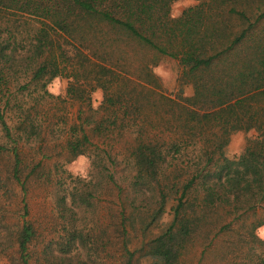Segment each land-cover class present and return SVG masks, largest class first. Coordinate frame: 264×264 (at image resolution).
<instances>
[{
    "label": "trees",
    "instance_id": "obj_1",
    "mask_svg": "<svg viewBox=\"0 0 264 264\" xmlns=\"http://www.w3.org/2000/svg\"><path fill=\"white\" fill-rule=\"evenodd\" d=\"M175 1L0 0V204L10 185L23 197L10 239L0 237V264H105L113 261V239L121 264H181L197 235H204L205 255L236 264L228 256L245 243L239 221L253 238L264 226V219L249 221L251 212H264V0H202L179 17ZM163 58L179 63L191 97L165 92L154 72ZM58 77L71 81L67 98L81 103L72 125L69 114L55 119L41 106L61 99L47 90ZM99 89L104 100L95 109ZM46 131L66 133L62 149L48 152ZM125 131L134 138L127 197L113 171V138ZM241 131L255 137L230 159L225 149ZM28 145L36 156L27 157ZM80 156L92 162V181L72 185L65 167ZM30 182L58 196L53 206L65 219L52 225L59 236L43 238L41 249L36 240L47 229L38 232L30 217ZM106 185L118 190L120 235L109 229L112 207L109 226L86 233L75 222L97 205L92 187ZM170 204L168 228L132 250L133 217L144 215L147 230ZM92 254L95 260L85 258Z\"/></svg>",
    "mask_w": 264,
    "mask_h": 264
},
{
    "label": "rangeland",
    "instance_id": "obj_2",
    "mask_svg": "<svg viewBox=\"0 0 264 264\" xmlns=\"http://www.w3.org/2000/svg\"><path fill=\"white\" fill-rule=\"evenodd\" d=\"M201 1L202 0H177L172 5V14L174 17H179L187 8L199 4ZM30 26L38 27L39 24L37 22L30 21ZM154 72L157 76H159L162 82V87L167 94L172 96L182 95L183 97H191L193 95V87L182 80V68L179 66V63L176 60L171 58H163L160 64L154 68ZM70 82L71 81L65 77L53 79L47 85V90L49 93L55 96L54 98L60 96L61 99L57 100L49 98L44 101V106L42 103L41 106L46 108L49 111V114H52L55 119L63 117V114L67 117V114H69V118L67 117V122L69 125H72L78 120V113L81 103L67 98V90ZM63 100H66V103H64ZM103 100L104 92L99 89L92 95L93 107L97 109ZM57 107L60 109L65 107L67 112H59ZM62 110L64 111V109ZM86 113L89 115L91 114V112ZM87 114H85V116ZM11 115L13 116L14 114L12 113ZM9 124H12L10 120ZM45 133L47 136L45 146L49 149L48 152L52 151L53 148L62 149V142L67 138L66 133L64 135L56 132L53 134L49 133L48 131ZM2 136L3 133H0V137ZM254 137V132L246 133L241 131L234 133L231 136L229 145L225 149V156L230 159L240 156L247 147L248 141L254 139ZM133 139V136L126 131L123 132L122 136L113 138V144H115V142L118 144L116 147L117 150L115 149V152L113 153L114 155L118 154V158L113 165L114 176L119 185H121V187L124 189L123 195L126 197L131 193L130 183L132 177L135 175L132 173V167L128 165V160L126 158L128 155L127 148L129 147L131 141L133 142ZM0 140L2 141L1 138ZM26 149L28 158L34 157L38 154L36 147L33 145L26 146ZM55 154L56 152L54 155ZM56 161H58V159L54 157L48 161L47 164L51 167L55 165ZM91 163V160L87 156H80L74 162L67 165V167H65L67 172L63 175L66 179V182L79 186L82 183L83 185L89 184L90 181H92L91 174L92 170L94 169L91 167ZM4 166V163H0V169H3ZM11 186L12 185H10L11 191L5 196V198H2V203L0 204L1 207L6 208V213L2 214V225L6 228L0 231V237L2 235L7 240L10 239L11 233L15 230V223H17L16 217L20 215V211L23 207V197L20 189L16 186L14 188ZM92 189L95 190V195L98 197L97 205H95L92 209L83 212L75 222L76 226L86 228V233L91 228L100 229L101 226L103 228L109 226V207H112L113 225L112 228L109 229L112 231L113 236L120 235L119 233H116V228L119 226V224L114 221L115 217L118 216L120 212L118 203V190L114 187L112 189L107 185L104 188L101 186H94ZM28 190L29 194L27 203H29L30 206V217L36 222L38 232L40 230V226L47 229L45 235H39V238L36 240L38 248L41 249V240L43 238L48 240L54 238L56 240L59 236L53 235L51 233L52 225L55 227L58 224L62 225L65 222V219L59 215L58 210L53 206V201L58 196L51 194L50 189H47L45 185L30 182L28 183ZM103 200L105 201L103 202ZM109 200H112L113 203H109ZM171 207L172 206L170 204L162 218L147 230H144L146 226L144 215H137L133 217V229H128V239L130 241V247L132 250L141 248L144 242L159 236L164 230L168 228L173 220V212ZM83 209L84 208H82V210ZM258 213L259 214L257 217L254 215V212H251L249 221L255 220V218L264 219V212L262 213L259 211ZM239 226H241L240 231L242 236L245 238V243L240 249L235 250V254L229 255L228 258L234 261L236 264H264V226L257 228L255 231V238L247 234L248 227L244 225V221L240 220L238 223V228ZM120 239L122 238H119L118 240ZM191 240L192 241L187 244L186 249L181 257V264H219V260L216 259L217 255L215 253L206 255L204 254V250L206 248L204 235H197V237H194ZM86 251L87 253L88 251L91 252L90 250ZM12 252L13 250L9 251V253ZM116 252L117 244L116 240L113 239V261H107L105 264H121L123 260L115 254ZM137 257H139V254ZM85 258L95 260L96 256L92 254L91 256ZM5 264L9 263L5 262ZM92 264H95V262ZM134 264L139 263L134 262Z\"/></svg>",
    "mask_w": 264,
    "mask_h": 264
}]
</instances>
